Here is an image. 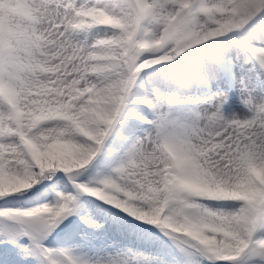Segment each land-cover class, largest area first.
<instances>
[{
	"label": "snow or ice",
	"instance_id": "obj_1",
	"mask_svg": "<svg viewBox=\"0 0 264 264\" xmlns=\"http://www.w3.org/2000/svg\"><path fill=\"white\" fill-rule=\"evenodd\" d=\"M0 264H264V0H0Z\"/></svg>",
	"mask_w": 264,
	"mask_h": 264
},
{
	"label": "rangeland",
	"instance_id": "obj_2",
	"mask_svg": "<svg viewBox=\"0 0 264 264\" xmlns=\"http://www.w3.org/2000/svg\"><path fill=\"white\" fill-rule=\"evenodd\" d=\"M240 77H244V85L247 86L248 89H253L256 87L254 74L249 73L247 70L241 72L239 68H237V81L235 85L230 90H225V97L227 102L222 106V114L226 119H231L234 115L237 117H245L249 115L247 109L244 107L242 103V98L240 95ZM208 95L218 94L217 86L215 84L210 86V91L207 93ZM227 95V96H226ZM254 97L257 100L262 98V90L259 87H256L253 92ZM231 97V98H230Z\"/></svg>",
	"mask_w": 264,
	"mask_h": 264
},
{
	"label": "clouds",
	"instance_id": "obj_3",
	"mask_svg": "<svg viewBox=\"0 0 264 264\" xmlns=\"http://www.w3.org/2000/svg\"><path fill=\"white\" fill-rule=\"evenodd\" d=\"M213 83L212 79H209L207 81H201L200 79L193 78L189 74H182L179 75L173 82V88L181 93L188 92L192 89L199 88L201 86H204L207 84L208 86Z\"/></svg>",
	"mask_w": 264,
	"mask_h": 264
},
{
	"label": "bare ground",
	"instance_id": "obj_4",
	"mask_svg": "<svg viewBox=\"0 0 264 264\" xmlns=\"http://www.w3.org/2000/svg\"><path fill=\"white\" fill-rule=\"evenodd\" d=\"M227 90V89H226ZM224 93H225V91H224ZM227 96V95H226ZM231 98V97H230Z\"/></svg>",
	"mask_w": 264,
	"mask_h": 264
}]
</instances>
